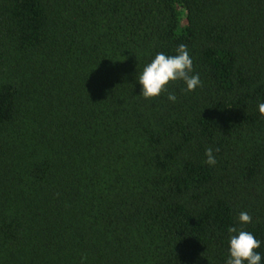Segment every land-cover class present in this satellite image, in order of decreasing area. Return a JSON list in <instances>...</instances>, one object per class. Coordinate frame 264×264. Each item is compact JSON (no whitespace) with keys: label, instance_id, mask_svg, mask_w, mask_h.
<instances>
[{"label":"trees","instance_id":"obj_1","mask_svg":"<svg viewBox=\"0 0 264 264\" xmlns=\"http://www.w3.org/2000/svg\"><path fill=\"white\" fill-rule=\"evenodd\" d=\"M259 101L264 0H0V264H225L240 211L264 264Z\"/></svg>","mask_w":264,"mask_h":264},{"label":"clouds","instance_id":"obj_2","mask_svg":"<svg viewBox=\"0 0 264 264\" xmlns=\"http://www.w3.org/2000/svg\"><path fill=\"white\" fill-rule=\"evenodd\" d=\"M141 86L143 98H153L166 91L170 82L182 81L183 91L192 92L202 84L199 73L193 72V59L186 44H179L173 54L158 52L143 66L136 78ZM167 100L175 103L177 96L174 92L167 93ZM257 110L264 115V101L257 103ZM205 164L214 166L217 163L214 149L208 147L204 152ZM253 217L248 211H240L235 225L227 228V257L225 264H261L262 254L257 249L261 240L245 230L244 225L252 223Z\"/></svg>","mask_w":264,"mask_h":264}]
</instances>
